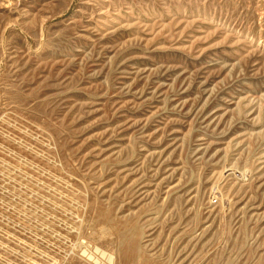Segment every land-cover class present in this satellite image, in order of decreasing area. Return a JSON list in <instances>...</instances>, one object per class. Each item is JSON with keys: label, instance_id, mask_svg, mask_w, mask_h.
<instances>
[{"label": "rangeland", "instance_id": "374dc122", "mask_svg": "<svg viewBox=\"0 0 264 264\" xmlns=\"http://www.w3.org/2000/svg\"><path fill=\"white\" fill-rule=\"evenodd\" d=\"M0 264H264V0H0Z\"/></svg>", "mask_w": 264, "mask_h": 264}]
</instances>
